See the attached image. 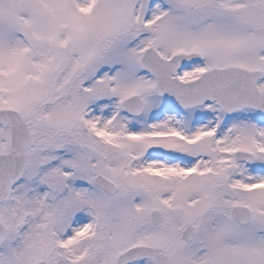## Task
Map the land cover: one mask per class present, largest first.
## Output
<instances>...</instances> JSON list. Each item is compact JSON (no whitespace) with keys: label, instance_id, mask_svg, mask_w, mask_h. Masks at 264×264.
<instances>
[{"label":"snow or ice","instance_id":"1","mask_svg":"<svg viewBox=\"0 0 264 264\" xmlns=\"http://www.w3.org/2000/svg\"><path fill=\"white\" fill-rule=\"evenodd\" d=\"M0 264H264V0H0Z\"/></svg>","mask_w":264,"mask_h":264}]
</instances>
